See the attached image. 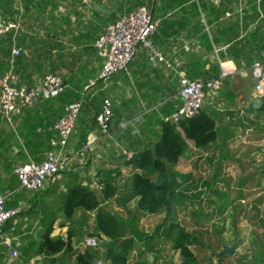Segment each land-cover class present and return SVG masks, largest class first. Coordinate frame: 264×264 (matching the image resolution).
<instances>
[{
  "label": "crops",
  "instance_id": "crops-1",
  "mask_svg": "<svg viewBox=\"0 0 264 264\" xmlns=\"http://www.w3.org/2000/svg\"><path fill=\"white\" fill-rule=\"evenodd\" d=\"M93 1L108 9L114 2ZM139 7H147L158 23L152 43L165 62L152 63L148 50L140 49L128 71L106 82L99 80L104 61L96 43L110 25ZM0 16L6 25L16 26L0 41V74L11 72L20 86L30 88L39 87L47 74H53L65 85L58 98L41 101L10 118L0 113V193L8 208L21 211L0 234V264H36L38 257L51 264L63 260L67 254L40 253L48 227L53 230L51 237H71V256L77 249H97L109 241L94 236L99 246L83 247L99 232L97 212L76 208L69 214L66 196L78 187L102 191L104 177L116 178L113 199L131 192L125 185L134 174L143 173L137 162L163 140L165 125L175 124L173 115L183 104L179 96L182 77L221 80L218 96L207 98L202 111L228 136L225 145L219 140L200 149L188 142L189 150L177 167L186 175L184 183L195 176L196 158L204 161V168H217L219 161L230 160L240 149L232 144L234 137L254 131L242 130L241 121L248 116L254 120L253 109L259 111L251 98H256L254 72H264V27L260 22L264 0H120L110 15L95 10L88 0H0ZM14 49H20V56H13ZM107 99L112 102V120L109 134L104 135L96 116ZM76 102H82L83 109L66 147L68 167L39 191L23 188L17 169L25 164L40 165L49 152L57 150L53 145L59 139L55 125L65 116L66 107ZM87 145L90 149L81 157L78 153ZM132 203L127 208L115 204L114 213L127 219L128 210L136 207V201ZM144 215L137 227L151 236L140 226ZM133 241L136 247L141 245V251L146 250L145 244ZM134 252L140 255L138 250ZM102 257L100 248L92 261L82 263L93 264ZM154 257L155 264H172L162 257L159 262L154 255L149 256L150 264ZM181 263L182 258L175 264Z\"/></svg>",
  "mask_w": 264,
  "mask_h": 264
},
{
  "label": "rangeland",
  "instance_id": "rangeland-1",
  "mask_svg": "<svg viewBox=\"0 0 264 264\" xmlns=\"http://www.w3.org/2000/svg\"><path fill=\"white\" fill-rule=\"evenodd\" d=\"M251 99L255 107H260L259 99ZM259 111L253 109L254 120L248 116L247 121H241L242 130L254 131L234 137L232 144L240 149L232 154V158L219 161L217 168H204V161L196 158L195 176L192 182L183 184L173 212L144 215V223L140 222L142 230L155 234L159 227L166 225L168 228L175 223L178 227L173 233L183 230L201 236L204 245L193 247L200 259L221 252L225 246L236 247V252L226 256L223 264H264V113ZM220 128V145H225L228 136ZM227 164L229 166H225ZM151 239L155 253H159L155 255L159 262H181L180 253L172 248V242L165 235L151 236ZM103 245L100 244V248L104 254L108 246ZM84 251V248L77 249L73 256L66 255L56 264H78L77 256L79 253L83 255ZM137 258L133 252L129 264L136 263ZM101 259L93 264H110L104 256ZM213 261L217 262L215 258ZM39 262L51 264L45 260L36 264Z\"/></svg>",
  "mask_w": 264,
  "mask_h": 264
},
{
  "label": "trees",
  "instance_id": "trees-1",
  "mask_svg": "<svg viewBox=\"0 0 264 264\" xmlns=\"http://www.w3.org/2000/svg\"><path fill=\"white\" fill-rule=\"evenodd\" d=\"M260 101V112L264 113V99ZM163 140L158 143L153 150L146 151L141 160L137 162V169L143 173H136L125 185L131 192L123 198L113 199L116 187L113 185L116 178L104 177L102 191L91 190L86 187L73 189L66 196V205L69 207V214L76 208H82L88 212L95 211L98 234L91 236L105 237L108 249L103 256L110 264H129V259L134 251H139L138 261L135 264H150L149 256L156 255V249L151 245V236L156 238L161 234L172 242V248L180 253L181 264H223L224 258L230 254L217 256L212 255L200 259L194 252L195 245H204L201 236L196 233H189L183 230L177 231V224L173 223L170 227H159L155 234L149 235L140 232L137 223L141 215H154L163 212L172 213L177 202V197L183 187L186 175L177 170L181 158L188 150V142L192 141L195 148H205L218 142L222 138V130L217 121L209 114L201 113L189 120H183L179 124H166L164 127ZM211 186V185H209ZM136 207L128 210L127 219L114 213V205L127 208L133 201ZM52 228L48 227L45 239L41 244L40 253L48 256L55 254L70 255L74 252L70 238L65 240L61 237H51ZM130 236V237H129ZM133 238L145 244L146 250L141 251L136 247ZM152 240V239H151ZM146 242V243H143ZM103 245V246H104ZM201 246V247H202ZM100 247L88 249L83 255H79L77 263L83 260L92 261L99 255ZM213 258L216 259L214 263ZM154 261L151 264H155Z\"/></svg>",
  "mask_w": 264,
  "mask_h": 264
},
{
  "label": "built area",
  "instance_id": "built-area-1",
  "mask_svg": "<svg viewBox=\"0 0 264 264\" xmlns=\"http://www.w3.org/2000/svg\"><path fill=\"white\" fill-rule=\"evenodd\" d=\"M106 4L108 0H99ZM157 0H146L153 3ZM260 22L264 27V16ZM158 23L154 20L151 11L147 7H139L120 21L110 25L106 32L96 43L99 56L103 59V70L99 80L108 81L120 72L128 71L129 65L133 62L140 49L149 52V60L152 63L165 62L161 52L153 46L152 37L157 31ZM11 29H16L15 25H6L0 16V41ZM20 49L13 50V56H20ZM254 91L256 98L264 99V72L256 70ZM96 81L93 82L95 84ZM222 87L220 79L212 78L207 81H190L186 77L180 79L179 96L182 106L173 115V122L179 124L183 120L197 117L204 106L207 98L218 96ZM65 90L63 80L56 75L47 74L41 81L40 86L30 88L20 86L17 77L9 72L0 74V113L10 118L13 114L27 108H31L41 101L58 98ZM82 102H76L66 107L65 116L56 123L55 131L59 139L53 142L57 150L47 154L46 160L38 164H25L17 169L21 186L30 191L41 190L48 179L54 177L68 167L70 157L66 147L77 124L81 113ZM112 120V102L105 100L100 113L96 116V123L104 135L110 132ZM90 149L87 145L78 154L83 157ZM19 208H8L6 199L0 193V234L9 222L20 215ZM98 247L99 241L91 237L83 247ZM38 261L42 257H38Z\"/></svg>",
  "mask_w": 264,
  "mask_h": 264
},
{
  "label": "water",
  "instance_id": "water-1",
  "mask_svg": "<svg viewBox=\"0 0 264 264\" xmlns=\"http://www.w3.org/2000/svg\"><path fill=\"white\" fill-rule=\"evenodd\" d=\"M120 0H114L113 2V7L111 9H108V8H104L100 5H98L95 1L93 0H88V3L91 5V7H93L95 10L101 12V13H104V14H107V15H110L112 13L115 12L118 4H119ZM236 252V247H232V248H228V247H225L223 248V250L219 253H216L217 256H222L223 254H230V255H233L235 254Z\"/></svg>",
  "mask_w": 264,
  "mask_h": 264
}]
</instances>
